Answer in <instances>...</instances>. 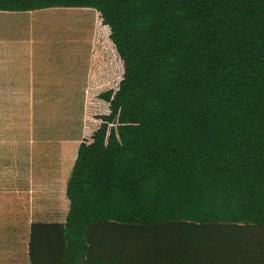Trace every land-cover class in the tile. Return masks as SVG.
I'll use <instances>...</instances> for the list:
<instances>
[{
    "label": "trees",
    "instance_id": "obj_1",
    "mask_svg": "<svg viewBox=\"0 0 264 264\" xmlns=\"http://www.w3.org/2000/svg\"><path fill=\"white\" fill-rule=\"evenodd\" d=\"M96 13L63 224L30 264H264V0H0Z\"/></svg>",
    "mask_w": 264,
    "mask_h": 264
},
{
    "label": "crops",
    "instance_id": "obj_2",
    "mask_svg": "<svg viewBox=\"0 0 264 264\" xmlns=\"http://www.w3.org/2000/svg\"><path fill=\"white\" fill-rule=\"evenodd\" d=\"M72 9L94 11L89 8L0 11V264H30L31 226L63 224L69 210L65 196L69 178L63 186L67 202L65 214L59 216L57 202L61 201L58 192L53 190L57 184L48 189L45 184L42 188L27 161L31 156L28 149L35 143L33 121L41 131L51 122L53 136L66 145L60 152L61 163H65L67 155L74 156L69 169L71 174L82 134L78 139L71 136L61 139L68 129L72 132L73 117L69 112L65 124L59 108H73L80 102L85 107L91 51L86 46L87 52H83L78 46L79 50L65 47L61 52L55 48L50 52L45 43L57 45L66 41L58 38L54 42L53 37L48 39L47 35H42L41 22H36L33 14ZM43 135L46 142L47 132ZM39 152L38 170L45 171V155Z\"/></svg>",
    "mask_w": 264,
    "mask_h": 264
},
{
    "label": "rangeland",
    "instance_id": "obj_3",
    "mask_svg": "<svg viewBox=\"0 0 264 264\" xmlns=\"http://www.w3.org/2000/svg\"><path fill=\"white\" fill-rule=\"evenodd\" d=\"M95 16L96 13L94 11L72 9L68 11H47L44 13H35L33 14V19L36 22H41L42 35H47L48 39L49 37H53L54 42L58 41V38H60V40H62L61 38H64L63 40L66 41V44H60L58 42L57 45L53 44L52 42H47V44L45 43L46 49L48 48L50 52L53 53L54 48L57 50V52H61L65 47L71 48L72 50H79L77 49L78 46L82 47L83 52H87V47H89V51H92L95 31ZM41 47L43 48V46ZM84 108L85 107L81 104V102L78 106H74L73 108H59V111L63 114V121L65 124L67 122L66 117H68L69 112L73 117L72 132L71 129H68V131H65V133L61 135V139H65L70 136L78 139V137L81 136L83 129ZM33 123L35 126H31V129L33 128L34 131L33 141L35 143L32 149H28V152L31 151V156L27 163L29 164L30 169L33 167L35 181L41 183L40 185H42V188L45 184L47 189L49 186H56L57 184L53 190L58 192V199L61 201L57 202L58 215L61 216V214H65V208L67 204L65 197L63 196V186L66 184L65 180L69 178V169L74 156L72 155V157H68L67 155V159L64 161L65 163H61L62 154H60V152H62L61 150L66 149V145L63 143V141L56 140V138L53 136L51 131V122L47 123V128L43 127L42 131L39 130L35 121H33ZM30 131L31 130H29V133ZM46 132L48 140L45 142L43 139V133ZM43 142L45 143L43 144ZM39 151H43L45 155V171L38 170L40 167V157L38 158L40 154ZM62 175L64 176L63 178Z\"/></svg>",
    "mask_w": 264,
    "mask_h": 264
}]
</instances>
